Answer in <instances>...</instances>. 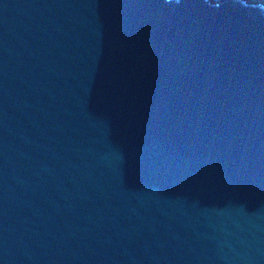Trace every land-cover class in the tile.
Wrapping results in <instances>:
<instances>
[{
	"label": "water",
	"instance_id": "1",
	"mask_svg": "<svg viewBox=\"0 0 264 264\" xmlns=\"http://www.w3.org/2000/svg\"><path fill=\"white\" fill-rule=\"evenodd\" d=\"M0 264H264V0H0Z\"/></svg>",
	"mask_w": 264,
	"mask_h": 264
}]
</instances>
